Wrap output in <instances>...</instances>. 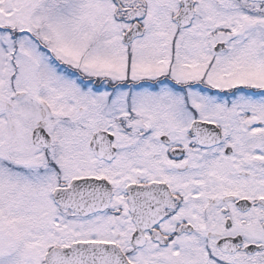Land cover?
Here are the masks:
<instances>
[{
  "label": "snow or ice",
  "instance_id": "6c2138e0",
  "mask_svg": "<svg viewBox=\"0 0 264 264\" xmlns=\"http://www.w3.org/2000/svg\"><path fill=\"white\" fill-rule=\"evenodd\" d=\"M0 264H264V0H0Z\"/></svg>",
  "mask_w": 264,
  "mask_h": 264
}]
</instances>
